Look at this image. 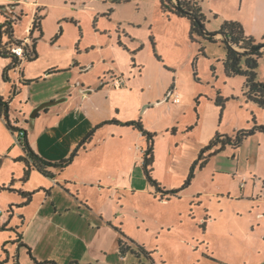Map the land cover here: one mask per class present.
<instances>
[{
    "label": "rangeland",
    "instance_id": "374dc122",
    "mask_svg": "<svg viewBox=\"0 0 264 264\" xmlns=\"http://www.w3.org/2000/svg\"><path fill=\"white\" fill-rule=\"evenodd\" d=\"M158 1L131 0L127 4L113 7L114 11L107 16L111 5L103 0H38V5L32 3L22 8V21L15 25L14 36L19 40L27 39L33 15L39 7H43L45 10L40 13L43 17L42 36L39 38L38 32L32 36L33 40H37L38 58L33 64L28 63L34 72H40L49 65L60 66L68 53L81 55L95 62L104 59L105 64L91 67V72L86 76L90 84L96 82L105 86L96 93V107L89 118L95 121L101 118L141 120V123L148 127L147 131L156 135L152 177L169 191L183 186L198 153L216 134L233 136L238 130H249L253 127V120L257 125H261L264 122V110L245 100L242 77H225L222 67L225 56L223 45L210 43L198 36L195 38L199 43L190 42L189 21L163 15L158 9ZM240 1L196 0L197 7L203 9L211 19V24H204L205 31L215 32L209 30H217L220 23V19L215 21L208 13L209 8L234 15L237 14ZM252 1L244 0L243 11L250 10ZM64 10L74 15H68V19H59V16L66 13ZM14 13L16 16L20 14ZM56 38L58 39L55 43ZM119 38L122 47L117 44ZM260 40L257 41L258 44ZM51 43L60 47L62 52L51 51ZM92 47H96L98 51ZM100 47H103L102 51ZM200 48L202 52H199ZM153 52L160 61L154 57ZM1 63L3 59L0 58V65ZM165 67L173 72H169ZM109 69L117 74L114 75L117 79H111L113 75L108 73ZM138 71H141L143 77L134 79L133 76L138 75ZM20 72H23L22 69ZM122 74L124 83L128 78L130 81L125 85L115 86L114 82L117 80L123 81ZM17 76L10 73L7 82L0 68V93L14 99L10 110L11 123H18L19 129L28 131L30 147L44 160L58 162L69 158L75 147L91 130L82 135L87 126L84 118L76 120L72 117L64 124L62 118L54 115L57 109L64 107L61 105L51 107L49 114H41V117L35 120V109H31L25 100L26 94L32 91L38 93L41 88L55 90L62 87V92H66L68 74L61 72L55 75L54 81H42L41 84L35 82L32 88L21 87L19 96L17 88L13 96V81L17 82ZM97 76H100V81ZM257 81L264 82V58L258 61ZM173 83L177 96L166 101V93L164 94L163 90L166 85L168 89L171 88ZM141 89L143 90L140 93ZM218 93L224 101L221 115L215 106ZM80 103V99H77L75 107ZM143 103H151L147 114L142 113ZM21 110L25 113V118ZM74 123L80 124L75 128L72 125ZM67 127L70 134L65 132ZM17 136V133L12 135L5 123L0 121V182L8 181L6 187L13 180L16 184L20 182L22 177L17 176L22 174L24 169L23 163L15 162L2 152L13 144L20 148V145L15 143ZM93 138L89 143L91 151L75 157V165L70 166L65 175L78 173L81 180L113 177L117 182L112 185H120L124 189L132 185L134 175L133 185L143 187L134 193L125 192L124 189L100 191L97 184L94 186L97 191L95 196L90 197L86 192L91 206L103 210L114 224L109 225L116 236L113 244L108 235L103 237L100 234L102 237L99 238V235L97 236L104 246L115 248L117 239L122 237L121 231L125 239L132 241L131 244L128 241L127 243L135 250L136 245L143 246L157 264H264V218L260 226L250 228L244 224L242 227V222L236 223L234 218V212H237L235 207L241 202L237 203L231 199L223 201L221 198L222 195L226 196L227 190L234 192L243 177H248L249 183L255 184V193L261 196L264 191V158L258 159L257 151L259 140L264 139L262 134L249 136L236 150L227 147L210 158L202 169L195 168L191 184L180 192L179 198H170L168 201L155 198L153 190H148L143 177L138 176L142 152L147 146L145 139L142 145V140H139L136 134L115 125L97 129ZM202 143L203 146L199 147ZM68 144L74 145L71 151L67 149ZM236 171L240 172L239 175H236ZM55 173L56 171H52V174ZM30 174L31 178L25 185L27 190L46 184L41 174ZM13 193L9 190L0 191V198L12 197L19 200L17 205H22L24 200ZM37 193L33 198L37 199ZM198 194L200 197L196 198ZM222 205L226 207L231 218L227 220L225 217L222 222L228 229L226 234L219 235L215 232L221 225L217 223L206 233L203 228L205 216L214 214L218 217V208ZM10 208L9 204H0V211L6 220L11 218ZM21 210L23 208H20ZM22 222L23 219L17 214L11 218L14 227L18 225L21 228ZM230 230L233 231L232 234H229ZM9 232L12 233L11 230ZM26 253L23 250L22 264H25ZM128 254V263L151 264L142 254L138 257ZM27 257L30 260V257Z\"/></svg>",
    "mask_w": 264,
    "mask_h": 264
},
{
    "label": "crops",
    "instance_id": "0c3cea01",
    "mask_svg": "<svg viewBox=\"0 0 264 264\" xmlns=\"http://www.w3.org/2000/svg\"><path fill=\"white\" fill-rule=\"evenodd\" d=\"M37 1L38 0H0V10L10 8L9 6H11L12 9L11 8L10 9L12 11L23 12L22 10L23 7L31 5L32 3L38 5L39 2ZM243 7H244V0H241L237 14L234 15L223 14L217 10H213L212 8H209L208 13L211 14V16H213L214 20L216 21L217 18L220 19V23L217 26V30H209V31H215L213 33H216L224 21H234L242 25L245 35L253 37L256 41L261 39L264 35V0H253L252 2H250L249 11L247 10L243 11ZM43 10H45L43 9V7H39L36 10V12H39L40 14ZM64 11L66 13L59 16L58 17L59 19L61 17H63L64 19H68V15L69 17L74 15L67 13L69 12L68 10H64ZM200 11L206 19L204 24L205 25L207 23L211 24V19L209 18V16L203 12V9L202 10L200 9ZM172 18L177 19L175 17ZM70 19L74 20V18H70ZM57 39L58 38L54 40L55 43ZM215 39H222V37L220 36V34H217V36H215ZM53 45L54 43L50 44L51 51L62 52L60 51L61 50L60 47H55ZM92 49L98 51L96 47H92ZM102 50L103 47H100V51ZM35 51L36 53H38L37 43H35ZM37 58H38V54H37ZM34 61H32L31 64H33ZM28 63L30 62L24 61L20 64L19 67L7 72L6 74L8 78L10 77V73H14L18 75L17 82L13 81L16 91L17 88H19L17 93L18 96L22 92V89H20L21 87H23V89L29 87L32 88L35 85V82L41 84L42 81L45 82L54 81L55 75L61 72H66V74H68L66 81L68 86L66 88L67 89L66 92H62L64 90V88L62 87L55 90H50L48 88H41L39 90L40 92L38 93H34L35 91H32L31 93L25 95L26 96L25 100H27V104L30 105L31 109H35L33 116L35 120L39 119L41 117V114H43L44 116L49 114L51 111V107L61 106V105H63L64 107L57 109V111L54 112L55 117L62 118L63 119L62 122L64 124L68 123V121L72 117L76 120H79L81 117H83L85 120V124L87 126L82 135H84L89 129H91L90 131L94 130L95 128L93 127L101 126L100 128H102L103 126H106L103 125L104 122L113 120V119L104 120L101 118L100 120L95 121L89 118L90 114L94 111L96 107L94 103L95 96L97 95L96 93L101 91L102 88L105 86L104 85L100 86V84L96 82L90 84V82L86 80V76L89 74V72H91L90 70L91 67L95 65H99L100 63L105 64L104 59L95 62L93 59L89 60L86 59L85 57H82L81 55H74L68 53L66 58H64V61L61 64H59L60 66L49 65L46 66L45 68H42L40 72H34L33 69L28 66L31 64ZM9 64H10L9 60L3 59V63H1L0 65L1 70L4 71ZM20 69H22L23 72H20ZM107 71H109L108 73H111V75H113L111 79L118 78L114 76V75L117 76V74H115V72H112V70L109 69ZM20 73L22 74V78ZM42 73L43 75L41 76ZM97 77L99 78L100 81L101 79L100 76ZM142 77L143 76L141 71H138V75L135 74L133 76L134 79L142 78ZM122 78L123 81H121V85H125L127 81L128 82L130 81L128 78L127 81L125 80L126 83H124V74L121 75V79ZM21 79L29 80L32 82L29 85H22L20 82ZM105 79H107L106 76ZM60 80L62 79L60 78ZM116 82H118V80ZM148 87H150V85ZM174 89H175V84H174ZM142 90L143 89H141L140 93L142 92ZM163 91L164 94L166 93L165 94L166 101L175 98V96H177V93L174 92L175 90H173V94H171L170 88L168 89V85L165 86ZM0 95L7 99V97L4 94L0 93ZM77 99H80L81 103L80 105H77V107H75V102ZM13 101L14 99L10 103L9 113H8V119L10 123H11L10 110ZM150 105L151 103H143L141 107L142 113L147 114L150 110ZM21 113H23L22 115L25 118V113L22 112V110ZM0 121L5 123L2 118H0ZM118 121L128 122L122 119ZM11 124L13 126L18 127L17 125L18 123L14 122ZM79 124L80 123H77L76 125L74 123L72 125L75 128H77ZM261 125L264 126V122H262ZM143 127L145 130H147L148 128L145 125H143ZM123 128H127L133 134H136V137L139 140H142V145H144L143 143L144 138L140 135V133L136 132L130 127H123ZM67 129L68 127L65 129V132L67 131L69 133L70 131ZM23 131L24 133H26V137L29 142L28 131L25 129ZM95 132L93 136L95 135ZM82 135H79V137H82ZM93 139L94 138L92 137L91 141H93ZM19 140L20 139L17 136L15 143L20 145ZM206 141L204 143H206ZM259 144L260 145L257 151L258 159L264 158V139H260ZM90 146L91 144H87L86 149L80 151L77 157H79L81 154H86L89 151H91L89 150ZM202 146L203 143L199 147ZM73 147L74 145L68 144L67 146L68 151H71ZM2 152L4 155H6V157H10L14 161L18 157L23 156V151L21 146L20 148H17L15 144L7 147L5 150L3 149ZM71 164L63 172L56 171V173L53 174L52 177H45L42 175L43 179L46 181V184L44 183V184H40V186H35L36 188L34 187L27 190L25 188V185L28 181L25 183L18 182L16 184L14 180L13 181L11 180L13 189L23 192H31V191L33 192L37 190L34 192V194L38 192L37 193L38 196L36 195L37 199H35L33 198V196H35L33 194L31 201L26 205L24 204L17 205L19 204V200H16L12 197L0 198L1 206L6 204L11 205V208L9 209L11 218L14 217L15 214H17L19 218L22 217L23 219L21 228L18 225L14 227L11 223V218L6 220L0 211V262L5 261L2 264H11V262H13V264L16 263L22 264L21 258L23 256V250L27 252V249L24 246H20V243L28 246L31 251V256L39 262L54 261L57 264H71L73 262H76L78 264H135L133 262L128 263L130 258L128 253L124 255L120 254L118 248L119 238L117 239V246L115 248H112V246L110 247L104 246V244L97 239L98 235H99L98 238L102 237L100 236V234H102L103 237L108 235L109 237L112 238L111 243L113 244L114 240H116V236L112 232L111 227H109V225L113 224V222L111 221V218L107 216L103 210L96 209L95 207L91 206V204L89 203L90 199L86 195L87 192L90 195V197L95 196V194H97V191H95L96 189H94V186H96L97 184H98L97 185L98 190L100 191L105 189L121 191L124 189V187L120 185H112V183L117 182V179L116 178L113 179V177L112 178L97 177L95 178V180L93 178L81 180L79 179L80 176L78 173H74V175H70V176L65 175L66 170L70 166L75 165V160H73ZM138 169L140 172V175L138 172V176H140V178L143 177L144 179L141 166H139ZM32 172L38 173L36 170H32L31 173ZM235 173L236 175H239L240 172L236 171ZM22 174H23V169H22ZM22 174L18 175L17 177L21 178ZM29 178H31V174ZM134 179L135 176L133 175L132 185L125 187L124 189L125 192L132 191L134 193L136 191L143 189V187L139 188L138 186L133 185ZM255 180L257 179L255 178ZM255 180L254 182H256ZM249 181L250 179L248 177H243L242 182L240 181L239 186H236L234 192H230L229 190H227L225 194L227 197L222 195L221 198H223V201L224 200L228 201L229 199H231L237 203L241 202L240 204L242 205L239 204L237 207H235L237 211L234 212L235 213L234 218L235 220H237L236 223L239 221L240 223L242 222L241 225L242 227L244 224H246L247 226H250V228H254L255 226H260L262 223V219L264 218V198H262L260 195H257L255 193V184H252L251 182L249 183ZM7 182L8 181L6 180L5 182H0V186L1 185L6 186ZM147 187L149 190L150 188L148 184ZM13 192L15 196L21 197L15 191ZM199 197H200L199 194L196 195V198ZM21 200H23L22 197ZM160 201H166V200H160ZM20 208H23V210L20 211ZM218 209L220 210L217 213L218 217H216L214 214L211 215L207 214L205 216L203 220L205 223L204 229L207 233V231L210 228L215 227L216 223L219 225L221 224L218 227L219 228L218 231L215 232H217L219 235H225L228 229H226V226L222 222H224L225 217L227 220H231V218L228 215L226 207L224 208V206L222 205ZM208 212L210 213V210ZM15 228H18L16 231L21 235V239L17 243L13 242L16 237L14 231ZM10 230L12 233L9 232ZM232 233L233 231L230 230L229 234ZM78 244L80 245L78 246ZM27 256H24L25 264H32L33 263L32 260L31 259L28 260ZM151 264H157V262L153 257Z\"/></svg>",
    "mask_w": 264,
    "mask_h": 264
},
{
    "label": "trees",
    "instance_id": "16d2710c",
    "mask_svg": "<svg viewBox=\"0 0 264 264\" xmlns=\"http://www.w3.org/2000/svg\"><path fill=\"white\" fill-rule=\"evenodd\" d=\"M104 3H109L111 7L107 11V16H110L113 12V7L117 5H123L131 2V0H103ZM159 10L163 15L167 17L175 18H185L189 21V40L192 43H199L195 36L202 37L204 40H207L210 43H219L223 45L225 50V56L222 60L223 73L225 77L231 78L235 76H240L244 79L243 83V96L246 101L253 103L259 109L264 110V82L257 81V68L258 61L261 58H264V49H258L261 45H264V35L259 41L247 36L244 33L242 25L234 21H224L219 30L216 33L210 34H220L224 36L225 39H215V37H205L201 35L199 28L204 26L206 21L204 15L201 13L200 9L197 7L196 0H159ZM177 7V8H176ZM23 17V12H20L17 16H7L0 12V58L7 59L10 61V64L3 71V78L5 81L8 80L7 72L17 68L22 63L13 53V48L19 46L22 42L21 40L15 38L14 36V27L21 22ZM42 20L43 17L40 16L39 12L34 14L31 28L29 31V38L31 39L30 48H28V54H26L25 62H32L36 60L37 53L35 51V43L37 40H33L32 36L35 32L39 33V38L42 36ZM118 46L122 47L120 39L117 42ZM257 48V49H256ZM199 52H202L200 48ZM154 57L160 61V58L153 52ZM169 72L172 71L169 68H166ZM173 72V71H172ZM21 78H22V74ZM194 76L196 75L193 74ZM22 85H29L32 81L21 79ZM174 83L170 88L171 94H173ZM16 94V89L14 87L13 96ZM12 99L8 97L7 99L0 95V118L5 122L6 128L12 133H19L23 130L19 129L16 126H13L9 119V106ZM215 106L219 109L220 115L224 109V101L217 94L215 100ZM103 125H115L130 127L146 140L147 146L146 149L142 152V164L141 169L146 183L149 188L153 190L154 197H159L160 200L168 201L170 198H179L180 192L187 188L192 179L194 178L195 168L199 167L202 169L208 162L209 159L217 155L221 151L225 150L227 147L232 149H238L244 140L249 136L259 133L264 135V126L257 125L253 120V127L249 130H238L234 133L233 136H222L216 134L214 138L208 143L207 146L203 147L197 155V159L190 168V171L186 177L183 186L177 190H165L161 184L152 177V165H153V145L155 134L144 129L141 120L137 121H128L121 122L117 119L106 121ZM101 126L96 127L94 130L90 131L75 147L69 158L60 160L58 162H49L44 160L38 154H36L29 145V142L26 137V133L19 140L20 146L23 151V156L18 157L15 161L21 162L24 165L23 176L19 180L22 183L28 181L30 173L32 170H36L38 173L45 177H52V171L63 172L77 157L78 153L86 149L87 144L92 140L93 134L96 129ZM12 183L8 187L1 185L0 191H15L18 193L24 200V205L28 204L31 201L32 193H27L19 190H14L11 188ZM10 212V211H9ZM22 218V217H21ZM205 223L203 224L204 228ZM18 228H15V240L14 243L19 242L21 235L16 231ZM122 237L118 240V248L121 255L131 253L135 256L144 255L148 260L152 261L151 253L146 251L143 246L136 245V250L130 244L131 240L125 239L124 235L120 231ZM127 241L130 243H127ZM20 246H24L27 249V254L32 260L33 264H57L54 261H43L39 262L31 256L30 248L22 243ZM5 262V261H3ZM3 262H0L2 264ZM18 264V263H16ZM71 264H78L73 262Z\"/></svg>",
    "mask_w": 264,
    "mask_h": 264
},
{
    "label": "built area",
    "instance_id": "2783aa9c",
    "mask_svg": "<svg viewBox=\"0 0 264 264\" xmlns=\"http://www.w3.org/2000/svg\"><path fill=\"white\" fill-rule=\"evenodd\" d=\"M0 12L7 16H16L14 11L10 10V8H6L4 10L1 9ZM21 41L22 42L20 43L19 46H16L13 48V53L18 58L19 61L24 62L26 59V54H28V48H30V45H31V39L28 36L27 39H23ZM114 85L115 86L121 85V81L114 82ZM23 135L24 133L22 131H19L18 138L21 139ZM262 184L264 187V182ZM261 197L264 198V191L262 192Z\"/></svg>",
    "mask_w": 264,
    "mask_h": 264
},
{
    "label": "water",
    "instance_id": "95a60500",
    "mask_svg": "<svg viewBox=\"0 0 264 264\" xmlns=\"http://www.w3.org/2000/svg\"><path fill=\"white\" fill-rule=\"evenodd\" d=\"M199 30H200L201 35H203L205 37H215V36H217L216 34H210L209 32L205 31V27L204 26L200 27ZM220 36L222 37V39H225L224 36H222V35H220ZM262 48H264V45H261L260 47H258V49H262Z\"/></svg>",
    "mask_w": 264,
    "mask_h": 264
}]
</instances>
